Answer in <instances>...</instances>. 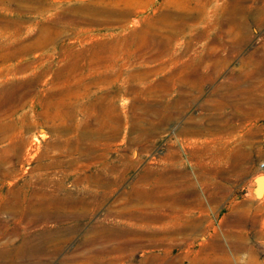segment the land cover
Masks as SVG:
<instances>
[{
	"label": "rangeland",
	"instance_id": "1",
	"mask_svg": "<svg viewBox=\"0 0 264 264\" xmlns=\"http://www.w3.org/2000/svg\"><path fill=\"white\" fill-rule=\"evenodd\" d=\"M263 178L264 0H0V264H264Z\"/></svg>",
	"mask_w": 264,
	"mask_h": 264
},
{
	"label": "bare ground",
	"instance_id": "2",
	"mask_svg": "<svg viewBox=\"0 0 264 264\" xmlns=\"http://www.w3.org/2000/svg\"><path fill=\"white\" fill-rule=\"evenodd\" d=\"M134 79H135V78H134ZM164 83H165V82H164ZM168 83H169V82H168ZM160 85H161V84H160ZM154 86H157V85H154ZM163 86H164V85H163ZM155 88H156V87H155ZM170 88H171V87H170ZM167 89H168V88H167ZM141 90H142V89H141ZM138 94H139V93H138ZM136 105H137V104H136ZM17 106H18V105H17ZM134 111H135V110H134ZM133 113H134V112H133ZM140 113H141V112H140ZM136 116H139V114L136 115ZM155 117H156V116H155ZM140 118H141V117H140ZM28 121H29V120H28ZM133 121H134V120H133ZM45 135H46V134H45ZM45 135H43V137H44ZM17 141H18V140H17ZM79 142H80V141H79ZM25 144H26V141H25V143H23V145L21 146L22 149L25 148ZM19 145H20V144H19ZM29 146H30V145H29ZM18 147H19V146H18ZM32 149H33V148H32ZM30 151H31V150H30ZM21 154H22V153H21ZM21 154H20V155H21ZM27 154H28V152H27ZM31 156H34V154L31 155ZM73 157H74V156H73ZM92 157H93V156H92ZM20 159H21V158H20ZM262 182H263V183H262V184H263V185H262V189H263V188H264V178L262 179ZM262 189H261V190H262ZM134 221H135V220H134Z\"/></svg>",
	"mask_w": 264,
	"mask_h": 264
}]
</instances>
